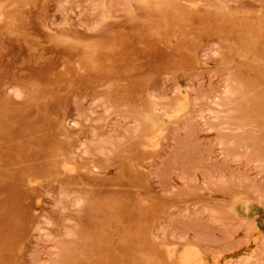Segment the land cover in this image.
<instances>
[{"label":"rangeland","instance_id":"374dc122","mask_svg":"<svg viewBox=\"0 0 264 264\" xmlns=\"http://www.w3.org/2000/svg\"><path fill=\"white\" fill-rule=\"evenodd\" d=\"M0 264H264V0H0Z\"/></svg>","mask_w":264,"mask_h":264}]
</instances>
